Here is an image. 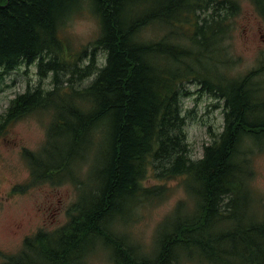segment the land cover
Instances as JSON below:
<instances>
[{
    "label": "trees",
    "instance_id": "16d2710c",
    "mask_svg": "<svg viewBox=\"0 0 264 264\" xmlns=\"http://www.w3.org/2000/svg\"><path fill=\"white\" fill-rule=\"evenodd\" d=\"M254 2L264 17V0ZM238 6L236 0H0V79L36 63L41 76H53L50 90L29 89L12 102L0 130L31 111L50 110L44 148L25 156L37 180L70 179L80 189L69 223L27 238L18 254L4 255L5 264H88L96 238L116 264H264V198L256 200L250 186L251 158L264 152V145H250L264 143V68L240 79L216 74L227 63L222 43ZM85 13L99 34L93 50L76 59L64 33ZM100 49L106 62L90 72ZM85 56L92 57L86 73L94 79L76 89L74 76H66ZM193 81L225 101L223 130L213 133L199 160L191 158L189 114L180 106ZM74 170L90 174L94 193L68 177ZM150 173L183 177L190 200L160 226L156 258L140 260L108 224L126 223L140 203L167 194L166 185L144 184ZM189 203L194 208L186 217Z\"/></svg>",
    "mask_w": 264,
    "mask_h": 264
},
{
    "label": "rangeland",
    "instance_id": "374dc122",
    "mask_svg": "<svg viewBox=\"0 0 264 264\" xmlns=\"http://www.w3.org/2000/svg\"><path fill=\"white\" fill-rule=\"evenodd\" d=\"M236 1L239 11L228 19L231 32L222 43L226 49L227 63L216 70V74L222 70L232 79H240L258 68H264V17L254 0ZM227 5L230 7L228 2ZM64 34L70 39L69 52L77 59L84 49L89 52L93 50L99 34L98 23L85 13L73 19ZM103 62L99 60L100 64ZM261 74L260 82L264 84V72ZM70 77L66 76V79ZM93 79L91 76L76 79L75 87L88 86ZM52 83L53 76H41L37 63L32 66L23 65L3 76L0 79V126L2 116L7 114L8 108L19 95L38 87L50 90ZM188 87L189 94L183 96L181 104L183 112L189 114L186 133L190 155L193 160H199L204 155L205 146L213 143V133L223 130L225 101L216 92L204 90V86L201 91L197 81L191 82ZM51 123V111L42 110L7 124L0 130V264H5L4 255L20 252L24 240L39 230L52 232L65 227L70 221L71 207L79 200L80 189L72 180L67 179L60 184L37 180L31 162L25 156L27 152L39 154L42 151ZM250 145L261 148L264 143L250 142ZM97 149L96 144L88 153L89 161H95ZM84 153L85 148L82 150ZM251 160L250 171H254L255 175L250 186L255 199L260 200L264 198V152L255 153ZM82 163V160H78L76 165ZM89 176L86 172L79 175L75 170L72 174L68 173V177L83 183L82 192L94 193L95 181ZM183 179L156 178L150 173L144 184L147 187L166 185L169 187L167 194L162 199L156 196L147 203H140L126 223L115 219L108 224L111 230L126 236L136 258H156L160 226L181 202L190 200ZM256 207L260 208L258 204ZM185 208L182 214L191 216L194 205L189 203ZM90 243L88 248L94 249L95 253L88 264H116L111 259L108 247H103V240L96 238Z\"/></svg>",
    "mask_w": 264,
    "mask_h": 264
},
{
    "label": "bare ground",
    "instance_id": "6f19581e",
    "mask_svg": "<svg viewBox=\"0 0 264 264\" xmlns=\"http://www.w3.org/2000/svg\"><path fill=\"white\" fill-rule=\"evenodd\" d=\"M182 40V39H181ZM183 41V40H182ZM94 57V65H93V67L92 68H90V72L91 71H96L97 70V68H100L103 64H105V62H106V53L104 52V51H102L101 49L100 50H98L97 51V53H96V55L95 56H93ZM92 57H84V58H80V60L77 62V68H76V71L74 72V74L75 75H73L72 73H71V78L74 76V79H75V81H76V79H79V80H82V79H85V78H88V77H90V76H88V74H89V72L88 73H86V71H88V69H87V67H89V66H91L92 65V62H90L89 60L91 59ZM99 60H103L104 62L102 63V64H100L99 63ZM83 64H85V66H82ZM21 66H23V65H21ZM20 66V67H21ZM27 66V65H26ZM19 67V68H20ZM18 68V69H19ZM17 70V69H16ZM16 70H14V71H16ZM84 73V74H83ZM93 73V72H92ZM87 75V76H86ZM197 83H198V86L200 87V90L202 91L203 90V85L199 82V81H197ZM89 86V85H88ZM189 86V84H186L185 85V89L188 91V93L186 94V95H188L189 94V88L190 87H188ZM85 87H87V86H85ZM85 87H83V88H85ZM39 88V87H38ZM38 88H36V89H38ZM76 89H79L78 87H75ZM83 88H80V89H83ZM36 89H33V90H31L32 92H34ZM182 99H183V97L181 98V101H182ZM180 106H181V108H182V104L180 103ZM33 112H41V111H39V110H37V111H31L30 113H28L27 115H29V114H31V113H33ZM26 115V116H27ZM188 123V122H187Z\"/></svg>",
    "mask_w": 264,
    "mask_h": 264
}]
</instances>
